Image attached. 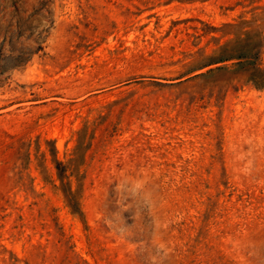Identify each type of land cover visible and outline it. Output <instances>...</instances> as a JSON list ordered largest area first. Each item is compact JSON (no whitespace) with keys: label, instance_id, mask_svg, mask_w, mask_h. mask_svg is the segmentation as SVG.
<instances>
[{"label":"rangeland","instance_id":"rangeland-1","mask_svg":"<svg viewBox=\"0 0 264 264\" xmlns=\"http://www.w3.org/2000/svg\"><path fill=\"white\" fill-rule=\"evenodd\" d=\"M236 1L0 0V264H264Z\"/></svg>","mask_w":264,"mask_h":264},{"label":"trees","instance_id":"trees-1","mask_svg":"<svg viewBox=\"0 0 264 264\" xmlns=\"http://www.w3.org/2000/svg\"><path fill=\"white\" fill-rule=\"evenodd\" d=\"M259 1L235 2V6H251L244 12L250 13L251 16L246 18L244 14H240L236 23L226 24V27L232 28V38L218 45L203 59V63L191 68L192 71L215 66L213 69H208L206 74L223 71L230 77H243L245 82L256 89L264 88V68L259 64V56L264 48V5L255 4Z\"/></svg>","mask_w":264,"mask_h":264}]
</instances>
